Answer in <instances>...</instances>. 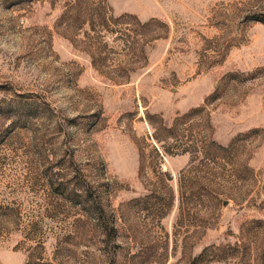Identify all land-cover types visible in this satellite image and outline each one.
<instances>
[{"label":"rangeland","instance_id":"1","mask_svg":"<svg viewBox=\"0 0 264 264\" xmlns=\"http://www.w3.org/2000/svg\"><path fill=\"white\" fill-rule=\"evenodd\" d=\"M79 2L0 0V264L264 257V0Z\"/></svg>","mask_w":264,"mask_h":264},{"label":"trees","instance_id":"2","mask_svg":"<svg viewBox=\"0 0 264 264\" xmlns=\"http://www.w3.org/2000/svg\"><path fill=\"white\" fill-rule=\"evenodd\" d=\"M71 9L74 12H76V18H79V16L81 15V11L84 13L91 11L90 9H88V6L82 8V4L81 2H79V0H74V3L72 4L70 3L68 7V11L65 10L63 15L67 14ZM252 20L264 23V17L262 16H252ZM48 181H49L48 182L49 186L52 189V191L55 193V195L66 201H75L76 203L80 204L81 200H84L85 195L88 194V190H82L81 194L76 193L74 189L73 190L70 189L68 181L66 182L61 181L58 183L57 182L53 183L51 179H49ZM167 193H168L169 204L170 203L172 204L173 201L172 195L170 194L169 190ZM88 202H90V206L88 207L87 210L97 216V220L101 224L102 228H104V230H107L108 226L111 225L110 229H112V231L113 230L115 231L116 229L114 228L112 223L116 222V218L114 215L110 216L109 218L105 215L104 206L103 204H101L99 198L97 200L88 201ZM182 205H183L182 192H180L179 206H178L179 211H181ZM255 223L258 225H262L264 224V221L259 220V221H255ZM209 250L210 249L204 248L203 251L193 259V263L206 264V262H208L209 260L225 261L230 257L237 255L236 257L245 259L246 264H264V257L263 256L260 257L258 254H255L253 257L248 255L246 253V246L244 244H237L235 246L228 245L221 247H213V252L210 255L208 254Z\"/></svg>","mask_w":264,"mask_h":264}]
</instances>
